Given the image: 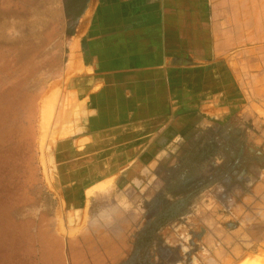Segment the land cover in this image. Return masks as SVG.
<instances>
[{"label": "rangeland", "instance_id": "1", "mask_svg": "<svg viewBox=\"0 0 264 264\" xmlns=\"http://www.w3.org/2000/svg\"><path fill=\"white\" fill-rule=\"evenodd\" d=\"M84 2L0 0V264H94L102 261L96 257L101 240L108 239L123 256L133 248L129 263L140 264L153 244L135 243L124 232H133L129 226L138 218L124 193L133 192L129 181L137 175L143 186L153 168L156 174L168 169L169 158L181 160L185 149L198 164L203 145L206 154L221 147L218 158L237 162L248 175L246 182L221 181L217 194L208 192L214 207L205 240L216 249L203 264L263 256L264 43L216 60L143 51L148 65L125 66L109 61L124 51H103L98 41L90 51L93 35L87 34L80 39L83 66L68 77ZM54 82L73 95L70 105L62 98L54 104L48 126L50 180L41 161L40 112ZM168 148L175 153L167 157ZM189 195L197 204L198 194ZM114 203L121 211L108 217ZM241 220L249 237L230 241L228 235L240 234Z\"/></svg>", "mask_w": 264, "mask_h": 264}, {"label": "crops", "instance_id": "2", "mask_svg": "<svg viewBox=\"0 0 264 264\" xmlns=\"http://www.w3.org/2000/svg\"><path fill=\"white\" fill-rule=\"evenodd\" d=\"M94 3L85 0L80 9L71 47L77 38L80 41L82 36L91 34L90 51L97 41L103 51H124V55L110 58L116 65H148L150 59L141 54L143 51H164L165 57L169 55L173 60L174 53L186 52L198 60L210 57L216 60L228 56L233 49L244 46L253 49L255 43H264V0H94ZM88 11L92 14L89 28L82 34L83 18ZM71 47L67 72L72 65ZM79 55L80 66L74 74L83 66L80 45Z\"/></svg>", "mask_w": 264, "mask_h": 264}, {"label": "flooded vegetation", "instance_id": "3", "mask_svg": "<svg viewBox=\"0 0 264 264\" xmlns=\"http://www.w3.org/2000/svg\"><path fill=\"white\" fill-rule=\"evenodd\" d=\"M203 146L202 151L205 155L198 164L190 160L191 154L189 150L185 149L181 153V160L174 161L169 158L168 169L165 168L156 174L157 169L153 168L154 172L145 176L147 181L143 186L137 175L129 181L134 185L133 192L124 191V193L126 196L128 195V200L133 204L132 208L138 218L129 226L133 227V232L131 228L124 232H131L130 235L133 234L135 243L143 239L144 242L149 241L153 244L152 252H149V255L144 254L143 260L139 261L140 264H203L207 263L205 257L212 255L211 252L214 248L211 242L205 240L210 235L204 223L208 216H211L210 211L214 205L211 207V204H208L206 196L211 189H213L212 193L217 194V188L221 181L234 180L237 185L241 180L242 183L246 182L248 175L247 171L244 173L237 169V162H222L218 158L221 147L212 148L211 151H208L210 154H206L208 148ZM167 151L175 153L172 149H164V152L168 154L167 157L170 155ZM212 157L216 161L213 162ZM189 194H198L197 204L195 201H189ZM224 197L226 196L224 195ZM120 211L121 207L114 203V206L108 210L107 216L112 217L115 212L119 213ZM175 221L180 223L177 227L174 226ZM240 224V234L228 235L230 241L235 236L249 237L247 224L243 220L240 221ZM117 238L128 241V238L122 236ZM100 243H102V247L98 250L96 257L102 261H93L92 263L130 264L133 248L130 253L127 252L123 256L119 245H116L117 250L114 240L112 242L109 239L101 240ZM118 243L122 242L118 241ZM212 257L216 258L215 253Z\"/></svg>", "mask_w": 264, "mask_h": 264}, {"label": "bare ground", "instance_id": "4", "mask_svg": "<svg viewBox=\"0 0 264 264\" xmlns=\"http://www.w3.org/2000/svg\"><path fill=\"white\" fill-rule=\"evenodd\" d=\"M96 2V1H95ZM95 3H94V0H93V4L92 5H94ZM92 7V6H91ZM92 11V10H91ZM91 11L90 12H88L87 13V15L85 16V18H84V21H83V24H82V28H81V33L82 32H84L85 30H86V28L89 26V23H90V19H91V16H92V14H91ZM89 28V27H88ZM83 34V33H82ZM80 42V41H79ZM80 45V44H79ZM79 49V47H78V43L77 44H74L73 45V56H72V60H71V67H70V74L68 75V77L69 76H71L72 74H74V72L76 71V69H78V66H80V64H79V55L77 54V52L79 51L78 50ZM79 53V52H78ZM79 64V65H78ZM66 82L67 81H65V85H66ZM56 84V83H55ZM60 86L62 87V86H64V83L63 84H56V85H54L53 86V88L48 92V94L46 95V97L43 99V102L41 103L42 104V110H41V117H42V128H41V132H42V134H41V142H40V148H41V153H42V155H41V161H42V165H43V168H44V172H45V176H47L48 178H50V180H51V175H52V173H51V167L49 166V162H48V158H46L47 157V155H46V153L47 152H45V149L47 148V142H46V140L48 139V138H50L51 137V135L49 136L48 135V126H49V124H50V122H51V120H52V118H53V109H55L56 107L54 106V104H56V103H58V102H60V100H61V98H62V100L61 101H65V105H70L71 104V99H72V94L71 93H66L65 91H61V90H63V89H60ZM67 86V85H66ZM66 86H65V88H66ZM63 88V87H62ZM64 90H66V89H64ZM62 95H61V94ZM64 93V94H63ZM60 95V96H59ZM59 97H60V99H59ZM59 99V100H58ZM62 105H63V103H62ZM55 107V108H54ZM62 110V109H61ZM61 110H59L58 112H60ZM67 112H69V111H67ZM56 114H57V112H56ZM59 114H61V113H59ZM68 116H70V115H68ZM56 119V118H55ZM61 119V118H60ZM66 119H68V117L66 118ZM65 119V120H66ZM54 120V119H53ZM58 120V119H57ZM55 121V120H54ZM53 121V122H54ZM52 122V123H53ZM65 122V121H64ZM51 127H53L52 126V124H51ZM61 128V127H60ZM59 128V129H60ZM52 129V128H51ZM53 130L55 131V129L53 128ZM57 130V129H56ZM50 133H52V136L54 135V132H50ZM49 133V134H50ZM56 133V132H55ZM56 135H58V134H55V136ZM58 137V136H57ZM54 138V137H53ZM49 140H53L52 138L51 139H49ZM52 143H50V145H51ZM51 147V146H50ZM47 150V149H46ZM46 179V178H45ZM57 181V180H56ZM107 181V180H106ZM112 182V180L110 179V180H108L107 182H105V183H102V184H98L97 186H94L86 195H88V196H90L93 192H95L96 190H99V189H101V188H104L107 184H109V183H111ZM55 183V182H54ZM53 188V187H52ZM58 189V188H57ZM53 192H56L57 193V191H53ZM85 193H86V191H85ZM62 195V194H61ZM58 196V195H57ZM60 196V195H59ZM63 197V196H62ZM87 197V196H86ZM64 198V197H63ZM64 200V199H63ZM61 203H62V201H61ZM64 210V209H63ZM64 214H62V216H63ZM86 216V215H85ZM63 218V217H62ZM62 218H60V219H62ZM71 219V218H70ZM65 220V219H64ZM62 221V220H61ZM69 221V220H68ZM67 221V222H68ZM70 221H72V220H70ZM74 221V220H73ZM72 221V222H73ZM66 223V222H65ZM64 223V224H65ZM71 223V222H70ZM60 224V223H59ZM63 224V225H64ZM83 224V223H82ZM66 225V224H65ZM67 226V225H66ZM81 227V226H80ZM68 228V227H67ZM77 228H79V227H77ZM64 230V229H63ZM67 230V229H66ZM72 231V230H71ZM77 231V230H76ZM67 233V232H66ZM68 234H69V232H68ZM71 234V233H70ZM73 234V233H72ZM260 255H261V253H259ZM258 254V255H259ZM247 258V257H246ZM242 263V262H241ZM240 264V263H239ZM242 264H264V253H263V256H256V255H253V256H250V257H248V259H246V261H244V263H242Z\"/></svg>", "mask_w": 264, "mask_h": 264}]
</instances>
